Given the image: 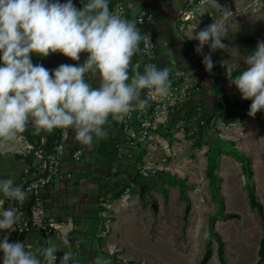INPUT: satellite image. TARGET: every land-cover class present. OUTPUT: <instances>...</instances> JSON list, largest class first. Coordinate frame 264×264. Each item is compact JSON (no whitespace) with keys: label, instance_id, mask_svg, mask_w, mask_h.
I'll return each mask as SVG.
<instances>
[{"label":"clouds","instance_id":"1","mask_svg":"<svg viewBox=\"0 0 264 264\" xmlns=\"http://www.w3.org/2000/svg\"><path fill=\"white\" fill-rule=\"evenodd\" d=\"M77 8L73 0H0V142L14 141L29 126L36 131L55 128L73 129L75 139L91 149L94 137L104 138L105 125L111 120L122 122L131 112L144 109L148 99L167 97L171 91L170 70L154 63L136 62L133 58L143 51L151 57V37L136 22L110 10L109 0H81ZM224 12L225 20L231 17ZM197 24L189 39L198 44L195 51L203 53L202 63L211 71V52L227 50L223 42L229 36L225 23H211L198 31ZM143 43V49L140 45ZM48 57L60 53L83 63L60 64L47 69L32 62L31 54ZM247 66L233 75L231 66L226 78L235 85L241 99L250 100L248 115L264 112V40L255 49L241 56ZM141 67L143 70L141 71ZM98 80L97 85L90 82ZM0 193L21 206L28 191L13 178L0 180ZM0 199V231L17 230L25 218L21 208L4 207ZM63 244H71L67 233L60 236ZM62 251L45 241L33 250L24 241L0 240L2 264H79L70 251ZM94 264H111L110 259L97 256Z\"/></svg>","mask_w":264,"mask_h":264},{"label":"rangeland","instance_id":"2","mask_svg":"<svg viewBox=\"0 0 264 264\" xmlns=\"http://www.w3.org/2000/svg\"><path fill=\"white\" fill-rule=\"evenodd\" d=\"M60 2L63 3L64 0ZM73 3L77 8L82 7L81 0H73ZM239 26L241 28L236 29L230 38L234 49L239 46L238 48L245 51H253L259 40L254 38L252 44L249 36L254 35L248 34V31L245 33L243 25H237ZM250 43L252 47H248ZM160 51L159 59L165 67L169 70H185V62L178 56L168 52L166 47H161ZM37 56L41 57L42 62L44 57ZM162 56L163 59L168 57V63ZM228 58L226 54L221 55L222 68L230 63ZM46 61L47 69L69 64L68 57L60 53L50 54ZM221 104L228 105L226 117H230V120L236 113H242L245 109L244 104L229 105L226 98L220 101L216 108ZM195 115L197 114L194 110L188 113L189 119L184 127L186 142L177 149V157L181 158H174L178 170L180 169L179 173L172 175L167 183L148 180L145 184L142 183L136 192L126 194L128 196L125 199L135 196V206L133 201L125 202L123 206L130 209L135 207L136 224L122 226V245L111 247L112 252H109V247L100 240L109 233L111 222L120 213L115 212L111 204L108 207L103 206L102 211L95 199L96 204L93 205H96L97 212L84 213L82 227L77 228V238L88 241L93 239L98 244H94L89 255L76 258V253L74 254L79 264L90 261L94 263L97 256L110 259L111 264H264V250L263 258L258 262V248L263 236L261 220L255 209L249 205L247 198V186L252 185L264 212V155L257 154L258 151L255 150L254 178L249 179L245 169L242 174L241 163L236 158H216L213 177H210L207 175V155H212L218 146L225 150L232 146L222 142L226 140L224 138L229 140L223 132L224 127H216L215 130L211 126L203 127ZM104 127L108 132L107 124ZM242 165H247V162L243 161ZM112 196L111 201L118 195ZM0 199L5 198L0 196ZM9 206L5 202L4 207ZM77 215L76 221H79V214ZM100 216L103 221L99 219ZM94 218L96 224L92 221ZM17 230L11 233L0 231V240L7 234L10 242L17 241ZM68 236L72 239L70 231ZM53 241V237L48 236V243L53 244ZM82 244L86 246L89 242ZM74 248L77 251V244ZM2 256L3 253H0V264Z\"/></svg>","mask_w":264,"mask_h":264},{"label":"crops","instance_id":"3","mask_svg":"<svg viewBox=\"0 0 264 264\" xmlns=\"http://www.w3.org/2000/svg\"><path fill=\"white\" fill-rule=\"evenodd\" d=\"M185 1L186 0H134L137 6L148 7L155 14V37L158 46V60L161 68H164L165 65H163L159 59L161 57L160 48L166 47L168 52H172L175 56H178L181 61L185 62V70L183 71L189 73L187 76L189 81L197 80L198 90L180 104L174 117H185L196 105H200L206 114H211L219 103L218 99L222 98L223 95L231 94L241 104L251 102L250 100L241 99V95L235 85H231L226 76L222 75L225 74V69L229 66L233 68V75L239 74L240 71L245 70L247 67L243 63L241 56L251 51H245L243 48H238L239 46L234 49V44L230 40L232 33H234L236 29L241 28V26L237 27V25H243L242 27L245 28V33L248 31V34L254 35L249 36V40L252 41V44L255 41L254 38L257 40H264V1H262L256 11H245L240 14L238 18L230 17L227 20H225L224 17L225 10H220L221 6L219 0H200L193 10L185 8ZM178 12H182L184 13L183 15L186 16L182 15V17H180ZM179 21L181 24L184 23V28L182 30L177 28ZM213 22L226 24L229 36L224 38L223 42L228 45L229 48L227 50H216L211 52L214 67L211 71H206L202 63L203 54L209 53L210 49L205 45L203 53L198 54L195 51L198 41L189 38L196 24L197 28L193 30L194 32ZM252 44L250 43L248 47H252ZM222 54H226L227 57H229L228 61H230L229 64H226L225 68H222L223 63L220 62ZM31 55L34 64L40 63L47 68V57H44L41 62V57H38L34 53ZM86 56V53H81L80 61H73L68 58V63H83ZM163 60L168 63L169 59L165 56ZM90 82L93 83L94 86L99 83L98 80L91 78ZM213 85L222 88L225 91L224 94L215 92L213 90ZM231 102L233 103V101ZM243 110L245 111V109ZM244 111L242 113H236L234 115L236 119H234L235 117L231 119L228 126L219 125L218 127L225 128L223 132L229 139L227 140V138H224L226 140L222 142L229 143L233 148L249 158L252 170L251 177L254 178L253 158L255 156V150L258 151L257 154L264 155V113H260L258 117H251L245 114ZM40 132L41 131H36L34 127L29 126L23 133L18 134L14 141L7 143L0 142V180L13 178L16 183H19L23 169L28 163V158H30L31 146L35 145ZM107 135L108 132L106 137ZM184 135L182 137L180 136V142L177 145L178 148L185 145L186 140L184 139ZM101 141H105V139H97L94 137V143L91 149H89L76 141L73 129L69 128L68 148L80 147L83 149V154L79 161L74 164L71 163L73 178L64 183L55 180L44 194L47 219L60 222L63 229L70 231L73 235L72 239H70L71 244L68 247H66L62 241L53 238V244L57 245L62 250L57 252L61 256L63 255V251H70L73 255L76 253V258L80 255L86 256L92 252L94 244H98V242H95L93 239L88 241L77 238L78 235L76 234L77 228L82 227L84 213H89V211L97 212V207L93 204H96L94 202L99 191L110 185L107 177L109 157L103 155L98 150L99 145L102 143ZM226 150L222 147V151L216 158H235L233 155L227 153ZM177 158L181 157L178 156ZM183 158H185V156ZM240 169L242 171L241 166ZM133 192H136L135 189L123 194L120 199L117 196V198L113 199L110 203L113 210L120 213L114 221L111 222V228H108L109 233L105 234L102 239H100L109 247V252H112L114 246H119L124 243L122 226L124 224L130 225V223H135V207L134 209H130L123 206L125 202L128 201H133L135 206V196L127 198L128 200L125 199V197ZM0 196H3V194L0 193ZM98 211L100 210L98 209ZM102 211H104L103 208ZM77 213L80 217L79 221H76V217H78ZM99 219L102 220L101 216ZM92 221L93 223L96 222L95 218ZM113 232L115 233L113 234ZM85 241L89 242L86 246L82 244ZM77 242L80 244L78 245ZM130 242L132 243V241ZM75 244H77V251L79 254L75 251Z\"/></svg>","mask_w":264,"mask_h":264},{"label":"built area","instance_id":"4","mask_svg":"<svg viewBox=\"0 0 264 264\" xmlns=\"http://www.w3.org/2000/svg\"><path fill=\"white\" fill-rule=\"evenodd\" d=\"M199 1L186 0L185 8L193 10ZM262 1L264 0H219V3L221 11L226 10L227 7L232 14L231 17L238 18L245 11H256ZM109 8L120 13L124 18L136 22V26L151 37L153 45L151 57L145 55L143 51L138 52L133 58V65L138 61H141L142 65L151 62L161 68L155 37L154 12L148 7L137 6L134 0H109ZM183 14L180 12V17ZM177 28L182 30L184 23L181 24L179 21ZM140 47L143 49V43ZM188 74L183 70H170L172 83L167 97L149 99L148 90H144L142 98L148 99L147 107L131 112L122 122L110 118L107 124V137L110 138L113 149L107 167L110 185L96 197L97 203L102 208L110 205L112 195L117 191L122 196L132 189L137 191L142 183L145 184L148 180H160L165 183L167 175L179 173L180 169L178 170L174 158H177V149H179L177 145L180 136L185 134L184 127L189 118H187L188 114L179 118H175L174 114L180 104L198 90L197 80L189 81ZM229 104L232 105V102ZM227 106L221 104L211 114H206L200 105H196L193 110L197 114L195 118L203 127L211 126L215 130L219 125L226 127L230 124V117H226ZM57 130L49 150L44 147L45 135L52 130H40L35 145L31 146L29 162L24 167L18 183L28 191L25 204L21 206L18 202L5 198L10 206L21 208L25 212L24 221L18 225L17 241L31 244L33 250L43 246L45 241L48 243V236L61 241V234H68V230L63 229L60 222L47 219L44 194L55 180L64 183L73 178L71 163L79 161L83 149L68 148L69 129L57 128ZM55 255L61 256L58 253ZM86 264L94 263L90 261Z\"/></svg>","mask_w":264,"mask_h":264},{"label":"trees","instance_id":"5","mask_svg":"<svg viewBox=\"0 0 264 264\" xmlns=\"http://www.w3.org/2000/svg\"><path fill=\"white\" fill-rule=\"evenodd\" d=\"M222 76H226V75L224 74ZM213 90L215 92H220L221 94H224V92H225L222 88L216 87L215 85H213ZM227 97H228V99H227ZM225 98H226V101H227L228 104L231 101H233L232 105H237V106H242L243 105L231 94L225 95V96L223 95L222 98L218 99V101L220 102L222 100H225ZM250 103L251 102H246L244 104V107H245L244 113L245 114H248V109H249ZM260 113H264V112H257L254 117H258V115ZM207 122H208V119H207ZM57 132H58V130H57V128H55L51 132H49V133H47L45 135L46 142H45L44 147L47 150H49L51 148L52 142H53ZM218 147L219 148H216L212 155H207V164H206V166H208V169H209L207 171V175H209L210 177H213V170H214V167L216 165V156L222 151V147L221 146H218ZM98 150L103 155H106L108 157L112 156L113 149L111 147L110 138L109 137H107V139H105V141H103L99 145ZM226 152L231 154V155H233L237 160L240 161L242 172L244 173V169H245L246 170V175L250 179L251 178V174H252V170H251V167H250L249 158L247 156L243 155L241 152H239L235 148H232V147L228 148L226 150ZM29 159L30 158H28V162H29ZM243 161L247 162V165L243 166L242 165ZM170 177H171V175H167L166 181H165L166 183L168 181H170ZM114 195L115 196L119 195V191L115 192ZM247 198H248L249 205L255 209V211L258 213V216H259V218L261 220V229L263 231V236H262V238L260 240V245H259V248H258V255H259L258 262L260 263L262 258H263V250H264V212H263V207H262L261 202L258 200V198L256 197V195L253 192L252 185L251 186H247Z\"/></svg>","mask_w":264,"mask_h":264}]
</instances>
